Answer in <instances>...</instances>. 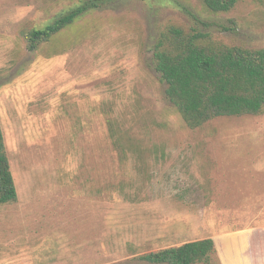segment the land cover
Instances as JSON below:
<instances>
[{
  "label": "rangeland",
  "instance_id": "374dc122",
  "mask_svg": "<svg viewBox=\"0 0 264 264\" xmlns=\"http://www.w3.org/2000/svg\"><path fill=\"white\" fill-rule=\"evenodd\" d=\"M76 0H0V121L18 201L0 207V264H151L213 238L208 264H264V114L187 127L153 67L158 32L196 27L264 47V0H114L30 52ZM121 129V147L108 122Z\"/></svg>",
  "mask_w": 264,
  "mask_h": 264
},
{
  "label": "trees",
  "instance_id": "16d2710c",
  "mask_svg": "<svg viewBox=\"0 0 264 264\" xmlns=\"http://www.w3.org/2000/svg\"><path fill=\"white\" fill-rule=\"evenodd\" d=\"M57 1V0H56ZM114 0H76L70 10L43 29L23 32L30 52L53 42L82 16L109 7ZM139 1V0H129ZM213 14L228 13L242 0H201ZM153 67L166 83V96L187 127L198 130L222 117L264 114V47L229 46L196 27L170 24L155 39ZM110 138L121 147L120 128L108 122ZM18 201L0 121V207ZM216 253V242L205 238L141 256L151 264H208Z\"/></svg>",
  "mask_w": 264,
  "mask_h": 264
}]
</instances>
